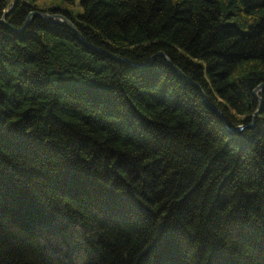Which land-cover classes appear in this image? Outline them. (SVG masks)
<instances>
[{
  "label": "trees",
  "instance_id": "1",
  "mask_svg": "<svg viewBox=\"0 0 264 264\" xmlns=\"http://www.w3.org/2000/svg\"><path fill=\"white\" fill-rule=\"evenodd\" d=\"M35 1L0 0V264H264V0Z\"/></svg>",
  "mask_w": 264,
  "mask_h": 264
},
{
  "label": "water",
  "instance_id": "2",
  "mask_svg": "<svg viewBox=\"0 0 264 264\" xmlns=\"http://www.w3.org/2000/svg\"><path fill=\"white\" fill-rule=\"evenodd\" d=\"M15 2H16V0H14L12 6H10L6 10V12L14 6ZM33 15H39L41 18H43L45 20H48L49 18H52L53 21H55L57 19H61L63 21H66L67 23H69L72 28L76 29L75 26L72 24L71 20L68 19L66 16H64L62 14L50 13V12H47V11H40V10H32V11H30V13L28 14V16L26 18V22H25L24 27H26V26H28L30 24V21H31V18H32ZM5 16H6V13L4 14V17L0 18V22H4L5 21ZM162 55H164L166 57L167 61L170 64H172L171 61H170V59H169V56L167 54H165L163 52ZM262 89H264V82H261L259 85H257L253 89V95L259 100L260 104H259V107L257 108V110L255 111V113L253 114V122H252V124L251 125L248 124V126H253L256 115L261 111L262 97L259 94V91L262 90ZM210 105L213 108H215L216 111L218 112V114H220V116L225 120V115H224L223 111L221 109H219L218 107H216L215 105H213L212 103H210ZM240 128L241 127H231V126H228V129L231 132H234V133L237 132V130L240 129Z\"/></svg>",
  "mask_w": 264,
  "mask_h": 264
},
{
  "label": "rangeland",
  "instance_id": "3",
  "mask_svg": "<svg viewBox=\"0 0 264 264\" xmlns=\"http://www.w3.org/2000/svg\"><path fill=\"white\" fill-rule=\"evenodd\" d=\"M81 0H36L35 3L38 7L56 6L64 8L65 10L79 14L83 12Z\"/></svg>",
  "mask_w": 264,
  "mask_h": 264
},
{
  "label": "bare ground",
  "instance_id": "4",
  "mask_svg": "<svg viewBox=\"0 0 264 264\" xmlns=\"http://www.w3.org/2000/svg\"><path fill=\"white\" fill-rule=\"evenodd\" d=\"M34 10H38V9H34ZM40 11H43V10H40ZM57 14H62V15H64V16H66L65 14H63V13H57ZM34 16V15H33ZM33 16H32V18H33ZM37 16H39V15H37ZM67 17V16H66ZM32 18H31V20H32ZM68 18V17H67ZM68 19H70V18H68ZM48 20H51V21H53L52 20V18H49ZM71 20V19H70ZM55 21H63V20H61V19H57V20H55ZM31 22V21H30ZM64 22H66V21H64ZM71 22H72V24L75 26V24L73 23V21L71 20ZM67 23V22H66ZM70 27H71V25L69 24V23H67ZM72 28V27H71ZM75 28L76 29H74V28H72L75 32H77L78 33V29H77V27L75 26ZM263 90V89H262ZM261 91V90H260ZM259 91V92H260ZM251 125V124H250ZM253 126H254V124H253ZM253 126H250V127H253Z\"/></svg>",
  "mask_w": 264,
  "mask_h": 264
}]
</instances>
